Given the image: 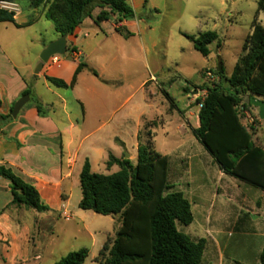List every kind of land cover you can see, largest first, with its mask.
<instances>
[{"label": "crops", "instance_id": "obj_1", "mask_svg": "<svg viewBox=\"0 0 264 264\" xmlns=\"http://www.w3.org/2000/svg\"><path fill=\"white\" fill-rule=\"evenodd\" d=\"M167 1L127 0L136 13L151 18L166 12ZM99 13L100 9L94 10L92 18L85 19L73 35L67 36V56L61 57L58 64H46L38 75L31 65L26 66L28 74L22 73L15 54L7 50L11 45L6 48L0 44V115L11 113L30 81L37 85L42 80L45 89L61 103L60 106L46 102L36 92L38 102L49 108L47 115L40 116L36 106L31 105L25 106L17 119L12 117L6 124L0 119V165L12 169L25 182L37 188L42 202L49 208L44 212L47 220L62 218V207H69L73 190L78 186L77 169L80 178L86 161L90 162L92 172L97 173L95 165L102 162L103 166H107L111 156L123 159L130 147L134 149L129 155L133 161L138 158L141 146L142 124L146 125L147 132L160 124L158 119L147 120L144 110H123L134 97L136 45H100L91 40V35L95 33L98 37L99 32L105 39L115 36L134 38L135 33L143 35L148 28L146 21L136 17L120 24H116L114 19L97 24L95 20ZM18 15L15 16L18 26L9 24L18 28L32 24L31 21L19 24ZM155 23L150 30L156 29ZM117 27H121L123 32H117ZM60 37L58 34L57 39ZM47 46L44 45L40 51ZM152 47L154 49L155 45ZM19 50H22L21 45ZM142 50L150 51L149 45H142ZM95 55L99 61L97 66L92 62ZM40 62L38 57L36 64ZM80 63L86 64L87 68L78 75L73 88L63 89L68 92L67 95L52 88L55 86L48 82L47 77L69 84ZM148 85L149 82H145V87ZM188 93V106L191 108L197 101L196 92ZM71 101L78 104L74 107L76 111L69 107ZM145 106L148 108L151 105L146 102ZM174 108H177L175 104ZM187 114L189 118L185 116V125L191 131L197 129L199 120L198 124H194L192 119L198 118V113L189 111ZM161 124L163 127L167 125L165 122ZM262 125L263 134L257 135V139L263 142L264 121ZM176 128L186 131L183 123ZM252 134L256 142L253 129ZM155 148L168 158L169 192L183 193L191 205L193 222L186 226L187 232H181L194 241H206L202 264H261L264 251V190L225 174L195 136L192 140L182 139L171 152H166V146L164 150ZM106 168L112 174L120 169L118 165L111 166L110 170ZM0 200L5 201L0 208V230L10 243L12 262L21 260L30 264L32 258L40 259L41 233L30 239L36 225L42 226L40 217L32 213V209L11 205L10 182L2 177ZM27 217H30L29 223ZM114 219L115 232H105L106 237L99 244L100 250L108 237L113 238L121 226L120 218ZM84 230L94 239L95 233L90 232L88 226H84Z\"/></svg>", "mask_w": 264, "mask_h": 264}, {"label": "trees", "instance_id": "obj_2", "mask_svg": "<svg viewBox=\"0 0 264 264\" xmlns=\"http://www.w3.org/2000/svg\"><path fill=\"white\" fill-rule=\"evenodd\" d=\"M27 1L39 8L49 3L45 16L60 36H71L93 12L100 9L96 23L114 19L116 24L136 18L134 9L127 0H13ZM264 13V0H259L252 32L245 40L244 54L238 60L231 77H223L224 68L217 71L221 77L218 84L207 86L204 100L198 111L199 127L193 129L195 138L213 157L219 168L227 175L264 190V147L253 140L252 128L244 125L241 114L251 104L245 97L252 95L264 99V27L259 23V14ZM16 24L15 15L0 11V23ZM116 31L123 32L121 27ZM129 35V34H127ZM204 57L210 55V45L220 42L216 32H204L199 36H187ZM87 68L80 63L72 81L67 84L57 78L47 77L57 88H73L78 75ZM97 75L96 72H94ZM205 90V89H203ZM33 95L27 89L24 95ZM174 108L173 98L164 91ZM2 105L0 99V107ZM40 116H45L43 105L38 102ZM171 108V109H172ZM0 115L3 124L12 120ZM138 149L137 163L130 159L110 157L107 167L118 165L119 171L110 175L92 172L86 161L80 174L82 198L79 208L91 210L102 216L119 217L121 226L116 235L107 241L95 261L98 264H202L206 241H194L178 229V223L188 226L193 222L190 202L183 193L170 191L168 183L169 162L151 142ZM0 177L10 182L13 197L11 205L25 207L37 212H46L35 186L25 182L10 168L0 165ZM1 214V213H0ZM89 250L82 248L70 252L56 264H84ZM264 264V251L261 254Z\"/></svg>", "mask_w": 264, "mask_h": 264}, {"label": "rangeland", "instance_id": "obj_3", "mask_svg": "<svg viewBox=\"0 0 264 264\" xmlns=\"http://www.w3.org/2000/svg\"><path fill=\"white\" fill-rule=\"evenodd\" d=\"M258 2L259 0H168L166 12L159 16L152 13L155 16L154 18L147 17L146 14L139 15V12H135L137 19H143L148 25L143 35L135 33L134 38H117L115 36V38L109 37L107 39L100 32L98 37L95 33L91 35V40L95 44L136 45L134 48L136 49L137 59L133 65L134 97L129 104L125 105L123 110L128 108L137 109L138 112L144 110L147 120H159L160 124L150 128L152 131L151 142L154 147L164 150L163 148L166 146V152H171L182 139H194L191 129L185 125V116L189 118L187 114L189 111L197 114L199 108L195 102L189 108L188 92L200 91L203 93L207 86L218 84L221 78L217 74L220 61L224 68L222 76L231 77L238 60L244 54L245 40L252 32ZM20 5L22 12L18 15L17 22L25 24V22L31 21L32 24L23 25L20 28L9 23L0 24V44L5 45L6 48L7 45H11L10 49L7 48V50L11 54H15V60L22 68L21 72L26 75L28 74L26 68L28 65H31L34 73L36 72L39 65L36 62L42 53L40 50L44 45H49L58 40V33L54 24L45 16L49 6L48 1L43 2L39 8L32 7L27 1H23ZM154 22H156V29L150 30L154 26ZM259 23L264 27L263 12L260 13ZM209 31L218 33L220 42L210 45V55L204 57L195 50L193 43L187 36H199L201 33ZM20 45L22 50H19ZM142 45H149L150 51L142 50ZM152 45H155L154 49ZM15 47H17V51H14ZM96 57L97 55L92 59L94 66L99 64ZM87 64L91 63L87 62ZM206 71L212 72L215 82L207 83L204 79ZM153 76L156 78L154 79ZM145 82H149L147 87H145ZM42 83V80L37 85L34 81L28 83V88L31 89L33 95L26 106H37L36 92L46 102H54L56 105L61 106L60 101L49 93ZM52 88L65 95L68 94L63 89ZM164 91L173 98L176 109L172 108ZM196 95L194 94V96ZM146 102L151 106L146 108ZM76 105L78 104L72 101L69 103L71 108L76 107ZM43 107L47 112L49 108L47 106ZM74 110L76 111V108ZM241 117L242 121L254 130L256 143L261 145L264 141L257 139V135L263 134L259 109L252 106L242 112ZM161 122H165L166 127H163ZM192 122L198 124V118H193ZM179 123L184 124L185 132L176 128ZM140 136L141 146L147 145L150 139L145 124H142ZM132 151L134 152V149L130 147L125 152L124 158L126 159ZM132 163L135 165L137 159L133 160ZM106 167L103 166L102 162L94 166L99 174H112ZM79 181V171L77 169L78 186L74 188L70 205L67 207L71 214L70 220H66L63 216L62 218L58 217L57 220L52 218L47 220L44 212L30 210L38 215L42 222V226L40 224L36 225L35 231L31 233L30 237L32 240L35 234L38 236L41 233L42 246L39 251L41 258H32L30 264H56L70 252L82 248L89 250V256L84 264H97L95 258L99 254V244L105 239L106 231L115 232L116 219L79 208L81 199ZM4 202V200H0V208L4 205ZM29 218L26 219L27 223L30 222ZM84 226H88L90 232L95 233L94 239L87 234ZM178 229L184 233L187 232V227L179 223ZM9 248L10 243L0 230V264H24L21 260L12 262Z\"/></svg>", "mask_w": 264, "mask_h": 264}, {"label": "water", "instance_id": "obj_4", "mask_svg": "<svg viewBox=\"0 0 264 264\" xmlns=\"http://www.w3.org/2000/svg\"><path fill=\"white\" fill-rule=\"evenodd\" d=\"M68 39L67 36H61L58 40L50 43L41 53L40 60L41 62L38 65V68L35 72V74H40L42 69L46 64H48L52 57L54 56H62L65 57L68 54ZM223 69L222 62L220 61L218 64V71H221ZM198 91H196L195 94H197ZM31 100V96L29 94L24 95L21 97L14 105L13 111H12V117L13 119H17L18 115L20 114L21 110L28 104ZM245 103L251 104L254 107H257L259 109V118L261 121H264V100L257 96L249 95L245 97ZM129 158V155L126 159Z\"/></svg>", "mask_w": 264, "mask_h": 264}, {"label": "built area", "instance_id": "obj_5", "mask_svg": "<svg viewBox=\"0 0 264 264\" xmlns=\"http://www.w3.org/2000/svg\"><path fill=\"white\" fill-rule=\"evenodd\" d=\"M0 11H5L7 13H11V14H14L16 16L21 12V6L18 2L13 1V0H0ZM61 57L62 56L52 57L48 64H58L60 62ZM204 79L207 81L208 84L215 82V78L213 77V74L211 71H206V73L204 74ZM206 95H207L206 90L203 91V93L198 91V93L196 95V100L197 99L204 100ZM198 108L201 109L202 104H199ZM245 113L248 115L247 112H245ZM263 147H264V142H263ZM62 216L66 220L71 219V214L65 206L62 207Z\"/></svg>", "mask_w": 264, "mask_h": 264}]
</instances>
